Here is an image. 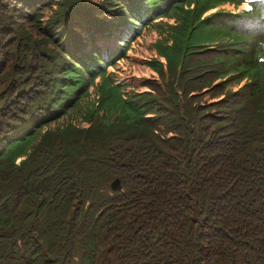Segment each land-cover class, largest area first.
I'll return each mask as SVG.
<instances>
[{"label": "trees", "instance_id": "trees-1", "mask_svg": "<svg viewBox=\"0 0 264 264\" xmlns=\"http://www.w3.org/2000/svg\"><path fill=\"white\" fill-rule=\"evenodd\" d=\"M0 264H264V0H0Z\"/></svg>", "mask_w": 264, "mask_h": 264}, {"label": "clouds", "instance_id": "clouds-1", "mask_svg": "<svg viewBox=\"0 0 264 264\" xmlns=\"http://www.w3.org/2000/svg\"><path fill=\"white\" fill-rule=\"evenodd\" d=\"M159 21L160 14L157 11L153 12L152 15L146 14L145 16L144 12H141L140 7L137 5L136 8L132 9L131 13H127L125 16L121 17L119 21H116L107 27V30L113 35L109 44L112 46H107L104 50H100L94 43L93 46L96 47L102 56L103 53H106L109 50H116V47L121 45V42L119 41L120 38H122V41L129 39V43L134 36L142 35L144 30L153 31ZM116 37L119 40H115ZM76 46L77 45H74V48Z\"/></svg>", "mask_w": 264, "mask_h": 264}, {"label": "rangeland", "instance_id": "rangeland-1", "mask_svg": "<svg viewBox=\"0 0 264 264\" xmlns=\"http://www.w3.org/2000/svg\"><path fill=\"white\" fill-rule=\"evenodd\" d=\"M110 25V24H109ZM109 25H105L106 28L102 29L100 32L96 34V36L90 40L93 41V43L100 49L104 50L107 46H112L109 45L111 40H112V33L107 30V27ZM137 36V35H136ZM155 37V33L152 30H144L142 32L141 38H137L134 41V53L137 55H149L150 50L148 48V45L150 41ZM134 39V38H132ZM128 64L126 63L124 67H127ZM131 69L132 73L136 75H149L150 71L142 64L140 63H135L128 67V69ZM51 125H54V123H51ZM116 178V176H113L111 178V181ZM110 182V181H109Z\"/></svg>", "mask_w": 264, "mask_h": 264}, {"label": "water", "instance_id": "water-1", "mask_svg": "<svg viewBox=\"0 0 264 264\" xmlns=\"http://www.w3.org/2000/svg\"><path fill=\"white\" fill-rule=\"evenodd\" d=\"M111 188H118L119 187V180L118 178H114L110 183Z\"/></svg>", "mask_w": 264, "mask_h": 264}, {"label": "snow or ice", "instance_id": "snow-or-ice-1", "mask_svg": "<svg viewBox=\"0 0 264 264\" xmlns=\"http://www.w3.org/2000/svg\"><path fill=\"white\" fill-rule=\"evenodd\" d=\"M242 2H243V0H242Z\"/></svg>", "mask_w": 264, "mask_h": 264}]
</instances>
